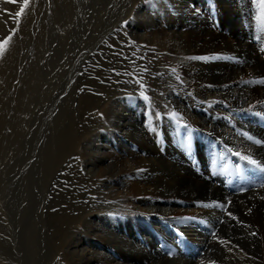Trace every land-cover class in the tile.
Instances as JSON below:
<instances>
[{"label": "rangeland", "instance_id": "1", "mask_svg": "<svg viewBox=\"0 0 264 264\" xmlns=\"http://www.w3.org/2000/svg\"><path fill=\"white\" fill-rule=\"evenodd\" d=\"M22 7L0 0V264H264V0H28L16 16ZM227 31L239 35L227 40L238 58L256 66L258 54L259 73L230 68L221 84L217 72V96L199 100L203 65L240 64L218 49ZM224 107L230 138L216 124ZM140 127L161 157L178 142L188 162L156 165L172 179L161 199L178 209L214 192L203 215L154 216V198L150 209L138 204L133 175L147 152L129 139ZM169 128L177 141L155 140ZM182 214L189 232L174 222Z\"/></svg>", "mask_w": 264, "mask_h": 264}, {"label": "bare ground", "instance_id": "2", "mask_svg": "<svg viewBox=\"0 0 264 264\" xmlns=\"http://www.w3.org/2000/svg\"><path fill=\"white\" fill-rule=\"evenodd\" d=\"M221 1V0H220ZM204 2V1H203ZM244 3H246V1L244 2ZM252 3V2H251ZM219 4H220V2H219ZM242 5V4H241ZM249 5H251V4H249ZM222 6V5H221ZM243 6V5H242ZM254 6V5H253ZM220 8V10H222V11H225L224 13L226 14L223 18H227L228 19V17L230 18L231 17V19H233L232 20V23L234 22V20H235V18H234V13H233V11L232 10H230L229 8L228 9H226L224 6L223 7H219ZM239 8V7H238ZM207 11H209V8L207 7L206 8V12ZM237 12V11H236ZM169 15V14H168ZM205 16H206V14H205ZM237 16V15H236ZM207 17V16H206ZM253 20V19H252ZM251 20V21H252ZM210 22V21H209ZM170 23V22H169ZM208 23V22H207ZM169 25V24H168ZM212 25V24H211ZM247 25V24H246ZM253 25V24H252ZM172 26V25H171ZM232 26V25H231ZM170 27V26H169ZM206 28V27H205ZM212 28V27H211ZM175 29V28H174ZM206 32V31H205ZM207 32H208V30H207ZM216 33V32H215ZM242 33V32H241ZM205 34V33H204ZM207 34V33H206ZM214 34V33H213ZM224 39L222 40V46L223 47H217L218 49H221V51H223L224 53H226V54H229V55H232L233 57H234V55H236L237 56V58H238V55H239V51L238 50H233L230 46H229V44H228V42H227V40L228 39H231V42H237L238 40H239V35L237 34V33H230V32H226V33H224V34H222L221 35ZM187 37V36H186ZM206 39V38H205ZM243 39V38H242ZM213 40V39H212ZM218 40H220V39H218ZM235 40H237V41H235ZM205 41H207V40H205ZM257 41V40H256ZM217 42V41H216ZM244 42V41H243ZM218 43V42H217ZM217 43H216V45H217ZM242 43V42H241ZM245 43V42H244ZM209 44V43H208ZM216 50V48L215 47H210V48H206V51H205V53L204 54H206L207 56H208V54L209 53H212V52H214ZM192 52H194V51H192ZM241 52V51H240ZM233 53V54H232ZM244 52H241V54H240V56H239V58H238V61H240V64H238V63H236V61L234 62V64H231V60L230 59H232V58H230V56L228 57L227 56V58L226 57H224L223 59H222V61H219L218 63H223L221 66H219L218 67V65H216L217 63H213V64H206V66L205 65H203L204 67V69L206 70V74H203V90L205 89V91L203 92L205 95L203 96V94H202V92H201V97L199 96V100L201 99H206V101L207 100H209V99H215V96H217V93H216V89H214L213 87H211L209 84H212L211 82H209L210 80H211V78L217 73V72H220L219 74L220 75H216V76H220L221 78H225V80H223L222 79V81H224V82H220L221 84H226V82L225 81H229L231 78L229 77L230 76V74H228V76H226L225 75V73L227 72V71H229L230 70V68H232L233 70H239L238 71V75L239 76H243V75H245V76H248V78L251 76V73H252V75L254 74H257V73H259V71H257V69L256 68H258V67H261L260 66V64H259V61H258V57H257V55L258 54H255V55H253V60H255V64H256V66H253V63H254V61L253 62H248V60H245V58H242V54H243ZM253 53H255V52H253ZM192 54H194V53H192ZM199 54V53H198ZM198 54H197V56H198ZM202 54V53H201ZM248 54V53H247ZM186 55V54H185ZM190 56V55H189ZM192 56V55H191ZM212 56V55H211ZM245 56V55H244ZM222 58V57H221ZM241 58H242V61H243V63L241 62ZM215 59V57L213 58V60ZM191 60V59H190ZM205 60L207 61V62H211V61H213L210 57H206V58H203V61L205 62ZM235 60V59H234ZM172 61V60H171ZM261 61V60H260ZM189 62H191V61H189ZM225 63V64H224ZM245 63V65H246V67H247V69H244L243 71L241 70V68H243V64ZM262 63V62H261ZM232 65H236V66H232ZM177 67V66H176ZM185 67V66H184ZM183 67V68H184ZM187 68H189L188 66H187ZM180 69V68H179ZM203 69V70H204ZM175 71V70H174ZM180 71V70H179ZM232 71V70H231ZM251 71V72H250ZM185 72V75H189V76H192V74L190 73V72H188V70H185L184 71ZM191 72H193V71H191ZM230 72V71H229ZM231 73V72H230ZM176 74V73H175ZM261 74V73H260ZM180 75V74H179ZM185 75H183L184 77H185ZM254 77V76H253ZM189 78V77H188ZM191 78V77H190ZM189 78V79H190ZM218 78V77H217ZM247 77H246V79H248ZM197 79V78H196ZM214 79V78H213ZM250 79V78H249ZM215 80V79H214ZM217 80V79H216ZM219 80V79H218ZM182 81H183V79H182ZM186 81V80H185ZM215 83H216V81H214ZM199 83V82H198ZM214 83V84H215ZM217 84H219V82L217 83ZM231 83H229V85H230ZM254 85V84H253ZM175 86V85H174ZM236 86H237V84H236ZM231 87V86H230ZM199 88V87H198ZM216 88V87H215ZM224 89V88H223ZM232 89V88H231ZM258 89V88H257ZM195 91V90H194ZM200 91V90H199ZM232 91V90H231ZM234 91V90H233ZM221 92V91H220ZM230 92V91H229ZM228 92V94H230ZM180 93V92H179ZM225 93V92H224ZM227 93V92H226ZM225 93V94H226ZM263 93V92H262ZM222 94V93H221ZM199 95H200V93H199ZM224 95V94H223ZM172 97V96H171ZM222 97V96H221ZM224 97H226V96H224ZM182 97L180 96V100L179 99H174L173 101H174V103L176 104V103H181L182 101H183V98L181 99ZM218 98H220V97H218ZM185 99V98H184ZM227 99V98H226ZM225 99V100H226ZM245 99V98H244ZM244 99L242 100V102H241V99H240V102H238V100H237V103H235V105H233V106H235V108H236V110H239L238 109V105H240V107L239 108H241V109H243L242 107V105L241 104H245V102H246V100H245V102H244ZM247 99V98H246ZM187 100H189V99H187ZM222 100V99H221ZM194 101V100H193ZM218 101V100H217ZM227 101H228V99H227ZM172 102V101H171ZM185 102H186V100H185ZM184 102V103H185ZM192 102V101H191ZM196 102V101H195ZM194 102V103H195ZM233 102V101H232ZM236 102V101H235ZM251 102V101H250ZM183 103V104H184ZM208 103V102H207ZM214 103V102H213ZM220 103V102H219ZM201 104H203V103H201ZM209 104V103H208ZM228 104H230V103H228ZM195 105V104H194ZM219 105V104H218ZM197 106V105H196ZM201 106H203V105H201ZM245 106V105H244ZM201 107H199V109H200ZM234 108V107H233ZM234 108V109H235ZM167 109V108H166ZM192 109H193V111H194V114H188V115H194V116H198V113L195 111V108H193L192 107ZM168 110V109H167ZM169 110H170V108H169ZM171 110H173V109H171ZM189 110V109H188ZM203 110V109H202ZM218 110V109H217ZM212 110H210V112H211ZM225 111V113L227 112V109H226V107H224L223 108V112ZM243 111V110H242ZM123 112H125V111H123ZM127 112V111H126ZM161 112V111H160ZM162 112H165V114H166V111H162ZM178 112V111H177ZM184 112H187L186 110H183V109H181L180 110V114L182 113H184ZM171 113V112H170ZM188 113V112H187ZM212 113V112H211ZM214 113H215V111H214ZM119 114V113H118ZM122 114V113H121ZM120 114V115H121ZM187 115V116H188ZM220 115H221V117H218V119H220V120H222L221 122H217L216 124L221 128V130L219 129V133H222L220 136L222 137V138H224V137H228V138H230L231 137V134H230V132L228 131V130H226V129H224L223 127L225 126H227V128H230L227 124H225V119H228L229 117H232V116H230L229 114H225L226 116H224V113H220ZM125 116H127V115H125ZM118 118H119V116H117ZM122 117V116H121ZM123 117H124V114H123ZM162 117H165L164 115L162 116ZM215 117V116H214ZM158 118V117H157ZM205 118V117H204ZM126 119V118H125ZM128 119H130V118H128ZM127 119V120H128ZM154 119H156V117L154 118ZM232 119H234V118H229L228 120H232ZM120 120H121V118H120ZM157 120V119H156ZM179 120H180V118H179ZM210 120H213V118L212 119H210ZM129 121V120H128ZM153 121H155V120H153ZM158 121V120H157ZM163 121V120H162ZM168 121V120H167ZM208 121V120H207ZM235 121H236V119H235ZM186 122V121H185ZM239 122V121H238ZM207 123V122H206ZM220 123V124H219ZM233 123V122H232ZM247 123V122H246ZM245 123V124H246ZM204 124V123H203ZM208 124V123H207ZM206 124V125H207ZM215 124V125H216ZM244 123H240V127H238V131H242V130H244V129H246V128H248V127H246V125H245ZM209 125V124H208ZM207 125V126H208ZM216 125V126H217ZM122 126V125H121ZM123 126H124V124H123ZM122 126V127H123ZM174 126V125H173ZM210 126V125H209ZM208 126V127H209ZM223 126V127H222ZM125 127H126V125H125ZM128 127V126H127ZM130 128V127H129ZM174 128V127H173ZM171 129V128H169L171 131L173 130V132H171L170 130H169V132H166V135H165V138H164V136H163V132H162V130L161 131H158V132H156V136H155V140H159V143L161 142H165V141H170V139L172 138V139H174V140H176V138L173 136L174 135V129ZM211 128V127H210ZM139 129V128H138ZM211 132H215L216 133V131L212 128V129H209ZM218 130V129H217ZM124 131V130H123ZM130 131V130H129ZM231 131V130H230ZM246 131V130H245ZM141 132V134H142V136H141V134H140V137H139V139H137V138H135V137H132V139H129V140H132V141H134L135 143H137V145L138 146H140V148H142L141 150H144V151H146L147 153L145 154V158H143V159H141L142 161H144V163H142V164H137L138 166H137V169H140V170H137V171H135V175H133L132 174V172H131V174L133 175V176H136V177H139L138 178V180H137V182H138V185H134L133 186V193H131L133 196L134 195H137V196H141L142 197V199H139L138 200V204L139 205H141V206H144V207H146V209L147 208H149V206H151L150 204L153 202L152 201V199L154 198L155 199V211H154V213L155 214H157V215H154V216H158V215H163V214H165V211H170V212H172V214H174L175 212H179L178 210H181V213H183V214H185V213H189V212H192V213H197L199 216L200 215H203V210L205 209V208H209V206L211 205H214L211 201H213V199L217 196L214 192H212V193H210V196H207V198H209V199H206V198H200L201 197V195H203V192H198V195H191V194H189L188 195V197H186L185 198V200L186 201H184V202H182V200H180L181 201V203L178 205V209H172V208H170V202H168V203H166V201L165 200H162L161 199V196H163L164 198H165V196H169L168 194H169V192L171 191V188H170V185H171V183H170V181L172 180L171 179V175H170V172H168L167 170H166V172H163L161 169H158L157 167H156V165H162V164H164L165 162H170V160L172 161V163L171 164H173V165H181V164H184V165H186V168H187V164H188V162H186V161H182V160H179V159H181V158H178L179 157V155H178V152L175 150V146H177V147H180V145L178 144V142L176 143V144H172L173 146L171 147V149H170V154H169V156L170 157H172L171 159L170 158H168V159H170V160H168V159H164L163 157H161L160 155H159V153H158V148H157V146H159V145H153V141H152V139L150 138V137H147V135L146 134H144V129H142L141 127H140V130H139V133ZM128 134H130L129 132H127ZM126 133V134H127ZM125 134V133H124ZM138 134V133H137ZM233 134V133H232ZM131 135H132V133H131ZM171 136V138L170 139H167V136ZM128 136V135H127ZM219 135H218V137H220ZM122 137V136H121ZM154 137V136H153ZM233 138V137H232ZM231 138V139H232ZM226 139V138H225ZM236 140V139H235ZM177 141V140H176ZM129 142V141H128ZM128 142H126V143H128ZM236 142L238 143V144H240L241 142H240V140L239 139H237L236 140ZM228 143V142H227ZM156 144V143H155ZM236 144V143H235ZM132 145H134V144H132ZM182 145V144H181ZM134 146H136V145H134ZM236 146V145H235ZM161 147V146H160ZM159 147V148H160ZM135 148V147H134ZM150 148V149H149ZM261 151V150H260ZM105 152V151H104ZM128 152H129V150H128ZM160 152V151H159ZM135 155V154H134ZM141 155V154H140ZM131 156V155H130ZM128 157V156H127ZM148 157H150V158H148ZM137 158H138V156H137ZM142 158V157H141ZM183 159V158H182ZM178 160V161H177ZM184 160V159H183ZM137 161H139L138 159H137ZM176 161H177V163H176ZM261 161V160H260ZM129 162V161H128ZM133 162V161H132ZM134 163V162H133ZM136 163V162H135ZM134 163V164H135ZM159 163V164H158ZM117 164H120V163H117ZM116 165V164H115ZM172 165V166H173ZM110 166V165H109ZM134 167H136V166H134ZM133 167V168H134ZM168 167V166H167ZM185 167V166H184ZM123 168V167H122ZM141 168H143V169H141ZM128 169H130V168H128ZM128 169H127V171H128ZM135 169V168H134ZM155 169V170H154ZM169 169V168H168ZM136 170V169H135ZM174 170H176L175 168H174ZM186 170V169H185ZM117 171V170H116ZM189 171V170H188ZM120 172V171H119ZM123 172V171H122ZM190 172V171H189ZM188 172V173H189ZM118 173V172H117ZM185 173V172H184ZM129 174V173H128ZM192 174V173H191ZM175 175V174H174ZM124 176H126L125 174H124ZM173 176V175H172ZM178 177V176H177ZM181 177V176H180ZM184 177V176H183ZM194 177V176H193ZM128 178V177H127ZM142 178V180H139V179H141ZM173 178V177H172ZM182 178V177H181ZM144 180H146L145 182L147 183V182H149V181H151L152 182V184H153V186H154V189H155V187H157V186H159L162 190V192H160V193H156V192H154V189H152L151 187L150 188H146L142 183H144L143 181ZM196 180V179H195ZM115 181V180H114ZM187 181V180H186ZM197 181V180H196ZM107 182H109V181H107ZM106 183V182H105ZM117 183V182H116ZM136 183V182H135ZM190 183H191V181H190ZM140 184H142V185H140ZM149 184V183H148ZM103 185V184H102ZM121 185V184H120ZM207 185V184H206ZM175 186H178V183L175 181ZM112 187V186H111ZM123 187V186H122ZM126 187H127V185H126ZM210 187V186H209ZM114 188V187H113ZM212 188V187H211ZM110 189V188H109ZM115 189V188H114ZM122 189V188H121ZM127 189V188H126ZM120 190V189H119ZM129 190V189H128ZM156 190V189H155ZM160 190V189H159ZM173 190V189H172ZM116 191V190H115ZM130 191V190H129ZM131 192V191H130ZM176 192V191H175ZM107 193V192H106ZM122 193V192H121ZM130 194V195H131ZM171 194V193H170ZM176 196L178 195V197H180L181 195L182 196H186L187 195V191L186 192H179V191H177L176 193H174ZM128 195V194H127ZM199 195H200V197H199ZM113 196V195H112ZM176 196H174V197H176ZM181 196V197H182ZM118 197H119V194H118ZM213 198L212 200H211V198ZM169 198V197H168ZM127 199V198H126ZM121 200V199H120ZM168 200V199H167ZM190 200H194V201H190ZM216 201H218V200H216ZM127 202H128V199H127ZM134 202V201H133ZM132 202V203H133ZM173 202V201H172ZM175 203H177V202H175ZM128 204V203H127ZM116 205V204H115ZM127 206H129V204L127 205ZM133 206V205H132ZM136 206V205H135ZM135 206H134V209H135ZM162 206H165V207H167V208H162ZM216 206V205H215ZM116 207V206H115ZM130 207V206H129ZM173 207V206H172ZM154 208V207H153ZM98 209V208H97ZM115 209V208H114ZM117 209V208H116ZM132 209V208H131ZM145 209V208H144ZM150 209V208H149ZM206 210V209H205ZM115 211V210H114ZM118 211V210H117ZM116 211V212H117ZM213 211V210H212ZM106 212V211H105ZM110 212V211H109ZM121 212V211H120ZM146 212V211H145ZM174 212V213H173ZM133 213H134V211H133ZM138 213V212H137ZM180 213V212H179ZM208 213V212H207ZM210 213H212V212H210ZM222 213V212H221ZM100 214V213H99ZM122 214V213H121ZM182 214V216H180V217H176V218H174L175 220H174V222L177 224V225H179V229L181 230V229H183L184 227L186 228V229H184L186 232H189V226H190V221H189V219H191V218H188V217H185L184 215ZM209 214V213H208ZM96 215V214H95ZM109 215V214H108ZM205 215H206V213H205ZM127 216V215H126ZM133 216V215H132ZM146 216H149L150 218H154L153 216H151L149 213H146ZM222 216V215H221ZM224 216V215H223ZM120 217H123L122 215L120 216ZM195 217H197V216H195ZM209 217V216H208ZM219 217V216H218ZM158 218V217H157ZM123 219V218H122ZM169 219V218H168ZM173 219V218H172ZM171 219V220H172ZM206 219V218H205ZM205 219H203V220H205ZM130 220V219H129ZM154 220H155V218H154ZM166 220H167V218H166ZM137 226V225H136ZM201 234V233H200ZM199 236V235H198ZM196 237V236H195ZM144 241H147V240H145V239H143ZM141 248H143V247H141ZM133 251V250H132ZM136 253H137V250H136ZM140 253V252H139ZM149 255V254H148ZM147 255V256H148ZM88 259V258H87ZM108 262V261H107Z\"/></svg>", "mask_w": 264, "mask_h": 264}, {"label": "snow or ice", "instance_id": "3", "mask_svg": "<svg viewBox=\"0 0 264 264\" xmlns=\"http://www.w3.org/2000/svg\"><path fill=\"white\" fill-rule=\"evenodd\" d=\"M27 6H28V0H24V7H22L20 11L16 13V16H20L24 12V8H26ZM8 39H11V37H9ZM253 163H255V161H253ZM233 219H235V217H233ZM253 235H255V233H253Z\"/></svg>", "mask_w": 264, "mask_h": 264}]
</instances>
